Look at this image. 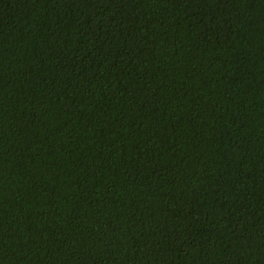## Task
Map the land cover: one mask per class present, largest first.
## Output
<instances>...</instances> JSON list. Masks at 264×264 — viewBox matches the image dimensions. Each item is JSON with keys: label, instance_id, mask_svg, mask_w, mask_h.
<instances>
[{"label": "trees", "instance_id": "1", "mask_svg": "<svg viewBox=\"0 0 264 264\" xmlns=\"http://www.w3.org/2000/svg\"><path fill=\"white\" fill-rule=\"evenodd\" d=\"M0 264H264V0H0Z\"/></svg>", "mask_w": 264, "mask_h": 264}]
</instances>
